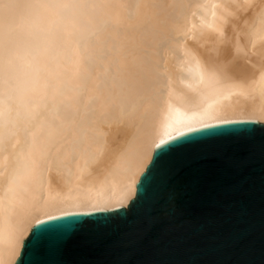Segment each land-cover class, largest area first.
Returning a JSON list of instances; mask_svg holds the SVG:
<instances>
[{
    "label": "bare ground",
    "instance_id": "6f19581e",
    "mask_svg": "<svg viewBox=\"0 0 264 264\" xmlns=\"http://www.w3.org/2000/svg\"><path fill=\"white\" fill-rule=\"evenodd\" d=\"M264 123V0H0V264L33 227L128 208L160 146Z\"/></svg>",
    "mask_w": 264,
    "mask_h": 264
},
{
    "label": "water",
    "instance_id": "95a60500",
    "mask_svg": "<svg viewBox=\"0 0 264 264\" xmlns=\"http://www.w3.org/2000/svg\"><path fill=\"white\" fill-rule=\"evenodd\" d=\"M15 264H264V123L170 140L128 208L44 220Z\"/></svg>",
    "mask_w": 264,
    "mask_h": 264
},
{
    "label": "snow or ice",
    "instance_id": "6c2138e0",
    "mask_svg": "<svg viewBox=\"0 0 264 264\" xmlns=\"http://www.w3.org/2000/svg\"><path fill=\"white\" fill-rule=\"evenodd\" d=\"M158 163H159V159H157V161L154 163L153 168H156Z\"/></svg>",
    "mask_w": 264,
    "mask_h": 264
}]
</instances>
